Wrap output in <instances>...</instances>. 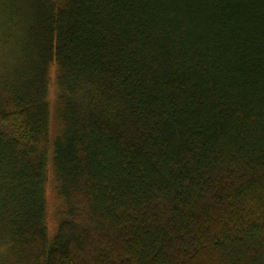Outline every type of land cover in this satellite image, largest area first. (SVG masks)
<instances>
[{"label": "trees", "instance_id": "obj_1", "mask_svg": "<svg viewBox=\"0 0 264 264\" xmlns=\"http://www.w3.org/2000/svg\"><path fill=\"white\" fill-rule=\"evenodd\" d=\"M0 264H264V0H0Z\"/></svg>", "mask_w": 264, "mask_h": 264}, {"label": "rangeland", "instance_id": "obj_2", "mask_svg": "<svg viewBox=\"0 0 264 264\" xmlns=\"http://www.w3.org/2000/svg\"><path fill=\"white\" fill-rule=\"evenodd\" d=\"M59 209L58 201L53 197L51 192H48V229L52 230L54 223V213Z\"/></svg>", "mask_w": 264, "mask_h": 264}]
</instances>
